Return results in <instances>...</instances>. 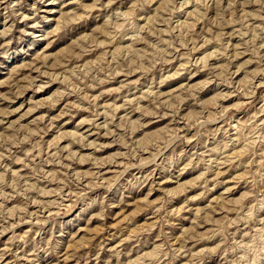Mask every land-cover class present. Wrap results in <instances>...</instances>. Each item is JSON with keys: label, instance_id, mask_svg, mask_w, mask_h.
Wrapping results in <instances>:
<instances>
[{"label": "rangeland", "instance_id": "obj_1", "mask_svg": "<svg viewBox=\"0 0 264 264\" xmlns=\"http://www.w3.org/2000/svg\"><path fill=\"white\" fill-rule=\"evenodd\" d=\"M262 104L264 4L2 0L3 264H159L170 249L173 264H231L264 238ZM133 143L150 176L121 190L141 171L122 167ZM45 239L51 255L34 251Z\"/></svg>", "mask_w": 264, "mask_h": 264}, {"label": "clouds", "instance_id": "obj_2", "mask_svg": "<svg viewBox=\"0 0 264 264\" xmlns=\"http://www.w3.org/2000/svg\"><path fill=\"white\" fill-rule=\"evenodd\" d=\"M0 2H2V0H0ZM247 2L248 3L259 2L261 4H264V0H247ZM250 102L251 101L249 100V103ZM259 115H264V104L260 106ZM207 122H208L207 116L205 115L203 118V123H207ZM180 123H182V121H180ZM223 140H224V137H221V141ZM246 140H247V137H242V142ZM176 141L183 143V138L177 135ZM227 142L232 143L231 140H228ZM217 143L219 144V147L216 153L213 167L219 165L225 157V151L223 148V144L220 141H217ZM259 143L264 144V136H262ZM85 147H87V145H85ZM159 147H163V146H159ZM208 150H209V146L204 145V151H208ZM141 153H142V149L137 148L135 144L133 143L132 146L129 148L127 155L123 157L124 159V164L122 166L123 169L125 170L139 169L141 171L139 172L132 171V174L125 178L124 184L121 186V190H123L124 188H127L130 191L138 190L144 185L145 181L149 178L150 173L144 171L147 168V165L141 163V160L144 159ZM260 154L264 155V153H260ZM158 155H163V153L162 152L158 153ZM78 160L79 158L77 157V159L74 160L73 163L74 164L78 163ZM91 162L92 161H89V163ZM150 162L155 164L156 161L155 159H152ZM173 162H175V158H173ZM204 163L207 164V161H204ZM142 176L144 177V179H141ZM94 177H95V173H94ZM253 179L256 181L258 185L264 186V170H261L258 176H254ZM107 187L108 185H105V188ZM70 189L76 197H80V198L88 196V193L90 191L89 189L82 187L80 184H76L74 178H71ZM257 195L261 201H264V188H261L260 190H258ZM96 198L98 197L92 196L84 200L82 207L86 208L88 204L91 203V200L96 199ZM73 206H75V203L73 204ZM62 207L66 208L67 205H62ZM61 214H62L61 212L53 213V217L55 218L56 216H59ZM52 227L54 230L59 231L58 224L55 222V220L53 222ZM0 230H4L2 224H0ZM55 247L56 245L47 239L43 241V245H41L40 241H37L34 243V251L43 252L45 255H51L52 253L51 251H49V249H54ZM8 251L10 252L11 249H8ZM229 251L237 254L235 258L232 259L231 264H262V262H264V238L254 237L250 242L239 244L238 247L230 248ZM0 252H3V250L0 249ZM169 252L172 253L171 260H169ZM169 252H164L162 254L163 259L159 261V264H164L165 260L169 261V264H173V262L179 259L181 256V251L179 249H170ZM183 255L187 256L189 255V252L185 250L183 252ZM193 255H198V253H194ZM16 256L18 260L29 258L28 255L19 256L18 253L16 254ZM79 259L82 261V264H89V259L86 256H82ZM3 262H4V256L0 255V264H3ZM126 264H136V262L135 260H129L126 262Z\"/></svg>", "mask_w": 264, "mask_h": 264}, {"label": "bare ground", "instance_id": "obj_3", "mask_svg": "<svg viewBox=\"0 0 264 264\" xmlns=\"http://www.w3.org/2000/svg\"><path fill=\"white\" fill-rule=\"evenodd\" d=\"M214 51H215V49H214ZM214 58V57H213Z\"/></svg>", "mask_w": 264, "mask_h": 264}]
</instances>
